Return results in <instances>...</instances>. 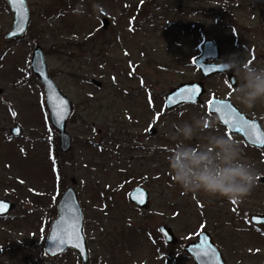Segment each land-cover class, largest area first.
I'll return each instance as SVG.
<instances>
[{
    "label": "rangeland",
    "instance_id": "obj_1",
    "mask_svg": "<svg viewBox=\"0 0 264 264\" xmlns=\"http://www.w3.org/2000/svg\"><path fill=\"white\" fill-rule=\"evenodd\" d=\"M1 1L0 199L14 208L0 217V264L80 263L74 250L53 259L43 252L56 217L47 210L57 207L67 187L76 190L89 264H194L184 247L203 230L227 264H264V227L249 222L251 215L264 214V184L259 183L264 149L228 133L207 107L212 97L229 99L264 127V101L252 107L239 101L237 72L233 89L226 75L203 79L193 64L203 42L212 39L220 63L245 58L264 66V0H25L27 30L13 40L5 38L13 12ZM62 8L60 16L53 13ZM103 17L109 21L106 29ZM88 38L89 45L65 46ZM37 45L45 52L49 76L73 105L75 121L67 123L71 149L59 150L64 158L54 150L59 145L48 126L43 87L28 75ZM200 81L206 93L199 104L166 110L169 91ZM196 118L209 127L190 141L173 138L178 126ZM16 125L22 134L13 137L10 129ZM210 133L235 139L258 173L255 187L240 201L186 194L172 179L169 150L177 142L200 145ZM58 164L66 182L57 193ZM137 186L150 193L142 210L128 200ZM161 225L172 229L176 246H165ZM6 240L23 248L12 252ZM41 255L46 258L33 263Z\"/></svg>",
    "mask_w": 264,
    "mask_h": 264
},
{
    "label": "water",
    "instance_id": "obj_2",
    "mask_svg": "<svg viewBox=\"0 0 264 264\" xmlns=\"http://www.w3.org/2000/svg\"><path fill=\"white\" fill-rule=\"evenodd\" d=\"M9 10L13 12V22L9 32L5 34L8 40L22 38L27 30L29 20V11L25 0H3ZM101 25L106 29L109 25L107 18H102ZM221 52L217 44L212 39L203 42L201 52L193 60V64L197 67L201 77L208 79L212 76L226 75L230 88L237 87V74L235 71H228L224 65L220 63ZM30 71L44 90L45 105L49 113V120L52 128L57 133L59 149L61 153L70 151L72 139L67 132V123L71 116L73 105L71 100L65 96L57 87L55 82L48 74V67L45 59V52L41 46H35L30 59ZM95 83V81H93ZM196 90L194 92L189 90ZM206 93L203 82H187L178 85L169 91L164 99L165 108L173 110L181 105H197L200 103L202 96ZM212 102L208 104V111L215 116L218 122L225 129L234 135L242 138L249 146L258 150L264 148V129L262 124L248 117L241 112L229 99H220L212 97ZM209 101V102H210ZM255 125V129L249 127ZM154 130L149 131V135ZM22 134L20 126L16 125L10 129V135L18 137ZM257 136L260 137L257 140ZM72 185H75L74 178L71 179ZM264 184V177L260 178V182ZM131 204L139 209H144L149 201V192L142 186L134 188L128 194ZM143 201L142 203L140 201ZM0 217L5 216L13 210L14 204L8 200L0 199ZM56 217L52 221L43 252L53 259L60 256L67 250H74L81 264H89L90 256L87 243L83 234V217L78 202L76 191L73 187H68L60 196L57 203ZM250 221L253 225L264 226V215H252ZM159 233L163 237L166 245L174 246L178 239L172 229L166 225L158 228ZM197 240L191 242L184 247L185 253L190 255L195 264H226L218 247L212 241L207 231L197 234ZM203 241V243H202Z\"/></svg>",
    "mask_w": 264,
    "mask_h": 264
},
{
    "label": "clouds",
    "instance_id": "obj_3",
    "mask_svg": "<svg viewBox=\"0 0 264 264\" xmlns=\"http://www.w3.org/2000/svg\"><path fill=\"white\" fill-rule=\"evenodd\" d=\"M240 75L235 89L239 101L252 107L264 101V66L256 67L245 58L224 65ZM201 118L177 127L174 139L190 141L197 131L208 128ZM174 182L187 193H204L233 201L246 197L256 185L258 173L245 159L241 146L226 134L210 133L200 145L177 142L167 157Z\"/></svg>",
    "mask_w": 264,
    "mask_h": 264
},
{
    "label": "trees",
    "instance_id": "obj_4",
    "mask_svg": "<svg viewBox=\"0 0 264 264\" xmlns=\"http://www.w3.org/2000/svg\"><path fill=\"white\" fill-rule=\"evenodd\" d=\"M2 2V4H4L5 5V3L3 2V1H1ZM50 8V7H49ZM52 9V8H51ZM63 9L64 8H62V9H59V10H53L54 12V14H56L57 16H60L61 14H63ZM260 21H261V23L262 24H264V14H263V16L261 17V19H260ZM99 36L100 35H97V39L99 38ZM89 42H92V39H90V38H88L86 41H84V42H66V44H65V46H66V48H73V47H76V48H79L80 46H86V45H89ZM93 43H97V41H93ZM100 53H102V52H100ZM251 62V64L252 65H254V63H255V59H253L252 61H250ZM28 75L29 76H32V74L29 72L28 73ZM94 101H97V100H95L94 99ZM72 123L75 121V115H72L71 117H70V119H69ZM48 126H50V129H51V131L54 133V131H53V129H52V127H51V125L48 123ZM58 139H57V137H55V142H57L58 143V141H57ZM55 153L58 155V156H62V158H64V156L59 152V149H58V147L55 145ZM55 177L53 178V191H56L57 193L58 192H60V191H62L63 190V188H64V186H65V182H66V179H65V177H64V169H63V167L61 166L60 167V165L58 164V165H55ZM58 175H59V177H58ZM53 191L51 192V191H49V192H47V194L49 193L50 195H54L53 194ZM11 195H13V193L11 194ZM56 199H57V197H56ZM46 209H48V208H46ZM47 211H49L51 214H53V215H56V208L55 207H53V208H51V209H49V210H47ZM6 244H7V247L12 251V252H15V251H17V250H19V249H21V248H23V246H21V245H18V244H15L14 242H12V241H10V240H6ZM46 257H45V255H41V259H35V261L33 262V263H39V262H41V260H43V259H45ZM77 264H80V263H78V261H77Z\"/></svg>",
    "mask_w": 264,
    "mask_h": 264
},
{
    "label": "snow or ice",
    "instance_id": "obj_5",
    "mask_svg": "<svg viewBox=\"0 0 264 264\" xmlns=\"http://www.w3.org/2000/svg\"><path fill=\"white\" fill-rule=\"evenodd\" d=\"M21 2H22V0H21ZM189 91L194 92V91H196V90L192 89V90H189ZM209 103L211 104L212 102L210 101ZM249 127L252 128V129H255L256 126H255V125H249ZM256 138H257V140L260 139L259 136H257ZM261 142H264V141H261ZM140 202L142 203L143 201L141 200ZM234 202H235V201H234ZM2 210H3V206H0V211H2ZM202 243H203V241H202Z\"/></svg>",
    "mask_w": 264,
    "mask_h": 264
},
{
    "label": "flooded vegetation",
    "instance_id": "obj_6",
    "mask_svg": "<svg viewBox=\"0 0 264 264\" xmlns=\"http://www.w3.org/2000/svg\"><path fill=\"white\" fill-rule=\"evenodd\" d=\"M256 215V214H255ZM260 215H263V214H260ZM250 218V217H249ZM249 222H250V220H249ZM257 227H259V226H257Z\"/></svg>",
    "mask_w": 264,
    "mask_h": 264
}]
</instances>
